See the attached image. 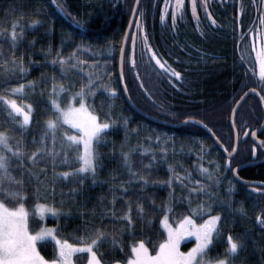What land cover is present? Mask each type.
Returning <instances> with one entry per match:
<instances>
[{
	"label": "trees",
	"instance_id": "trees-1",
	"mask_svg": "<svg viewBox=\"0 0 264 264\" xmlns=\"http://www.w3.org/2000/svg\"><path fill=\"white\" fill-rule=\"evenodd\" d=\"M148 1L150 3H147ZM115 2L116 0H57V3L64 5L71 17L80 21L83 26L80 28L68 15L60 12L52 0H0V75H3L5 71L3 61L14 54L16 57L23 56L25 66L28 68L26 79L36 81L35 90L34 92L28 91L27 100L28 102L39 101L34 107H36L35 119L40 123L30 125L25 136L27 141H31L33 136L39 139L43 129V121L46 119L43 109L47 107L46 102L53 86L52 77H55L56 83H63L70 88V91L75 92L82 84L88 83L89 74H105L102 82L115 88L118 93V98L114 101L113 118L116 114H122L129 121L126 128L121 123L114 129L106 130L108 142L98 148L101 166L97 168L96 183H92V178L89 176L83 185H78L75 178L63 179L54 175L51 163L48 161L35 167L25 161V166L36 172L45 166L48 168L46 176L40 174L38 179L33 177L30 181L28 188L30 196L25 204L29 213V230L36 231L43 222L54 227L60 224L62 228L58 238L68 239L70 243H76L75 236L85 235L83 231L85 227L103 226L109 233H118L119 229L124 226L120 221L110 215L101 217L106 209L112 207L110 201L115 195L117 215L127 209L126 200L133 201V219L136 221L135 235H124L123 252L117 249L112 253L109 246L105 245L103 249L107 253L105 259H122L125 253L130 252L133 241L140 239H144L150 252L154 253L153 249L158 248L159 243L165 239V232L160 222L163 217L160 206L163 202L171 200L175 207V212L169 218L173 223L188 214L187 202L180 203V201L188 196V188L192 186V183L185 180L187 187H181L178 181H173L172 187L169 188L164 183L172 176L168 170L169 165H172L179 175L189 172L192 180H200L204 184L211 183L206 175L201 174L196 167L201 163L199 157L202 155L201 145H203L206 153L202 161L203 166L209 168L210 171L215 169L217 164L221 166L217 170L220 183L218 186H212L209 191L217 193L222 200L231 201L230 208H217V211L224 216L222 225L224 239L226 240L229 233L233 236L247 233V248L239 252L235 264H264V251H262L264 249V227L255 219L258 214H264V195L250 193L244 185L232 177L230 170H225L223 165L227 159L204 129L194 124H186L178 128L163 126L145 119L126 103L118 79V57L133 0H121L114 6ZM153 3L155 0H141L140 8L147 12L153 9ZM242 5L243 13H236V10L241 11ZM233 11L234 14L228 22L235 29L230 35L232 40L217 43L216 46L214 44L207 46L208 52L213 55L212 62H208L207 66L199 64L195 67V73H198L195 78L190 72V68H194L191 64L193 60H187L185 66L188 71L185 73L183 70L182 59L184 62L187 55L182 52V30L176 27L175 32L171 29L169 34L167 29L163 31V28L159 26L158 31L162 39L154 37V42L153 37L151 38L150 32L154 31L150 20L154 18L156 21L159 14H144L143 17L149 22L148 26L144 25V33L148 36L149 44L152 43L153 50L157 52L162 61H167L171 68L181 73L182 80L177 81L171 78L155 64V61L149 60L145 45L140 40H137L132 47L130 38L128 39L123 62L125 84L136 106L148 114L169 122H176L186 117L203 120L229 149L233 144V132L229 123L232 105L246 88H258L256 83H259V88L262 86L257 78V70H255V75L249 71L245 76V69L251 70L255 67L241 60L243 56L241 49L252 32L249 31L247 35V31L252 28L259 11L254 6L253 0H240L239 5L234 2ZM37 20L41 23H33ZM13 22L18 23L16 28L18 40L15 48L12 46L10 36L6 34L11 32ZM154 24L153 29L157 30L158 27L156 23ZM82 41L84 47L69 65L70 67L71 64H76V67H70V70L62 73L61 66L58 63L55 65L52 63L56 58V53L59 51L63 57L68 58ZM88 45H91V51L88 50ZM216 53H223L226 58L217 60ZM199 56L202 59L206 57L200 54ZM129 57H134L135 67H132ZM77 61L84 63L77 64ZM94 63L99 66L91 67ZM229 65L232 66V71L227 69ZM204 70L206 72H202ZM137 74H139V79H137ZM16 82V80L12 81L13 84ZM141 82L144 88L140 87ZM187 82L188 91L184 89V84ZM108 99V93L100 88L96 95L88 100V103L94 104L98 113L102 103L105 110H108ZM159 105H163V109ZM260 105L254 95H249L242 102L234 119L239 136L244 130V121L250 120L251 126L257 123L254 121L258 119V115H261ZM3 120L4 115L0 113V122ZM64 128L69 131V134L74 132L67 125H64ZM15 135L19 136V133ZM157 136L161 138L160 141H157ZM247 142L239 139L238 150L231 160V167L249 158L250 148ZM56 147H59V143ZM34 148L35 145L29 143L27 150L31 151ZM133 148L135 151L131 154V168L149 180L147 186L143 184V181L130 177L129 169L124 164L122 152H128ZM162 149H167L166 153ZM209 161L215 163L210 165ZM57 165H60L59 160H57ZM148 165L151 167H146ZM71 166L78 167L79 165L73 161ZM68 170V166H58L55 173ZM258 172L256 168L248 166L240 169L238 175L243 178L255 177L259 176ZM13 174L19 175V173ZM129 180L132 181L130 184ZM121 183L129 189L126 196L119 187ZM230 184L234 185V191L228 195L227 190ZM37 186L40 191L33 193L32 189ZM72 189H78V191L73 192ZM137 199L145 209L143 218L137 217L135 212ZM207 199L204 193L193 194L192 207H195L198 201ZM152 201L155 202V206ZM37 205L62 209V212H69L70 216L52 215L42 219L36 214ZM241 205L246 215L231 211ZM93 210L95 215H92ZM194 219H197L198 223L202 222L197 217ZM148 220L152 221L151 225L147 223ZM54 245L55 243L51 240L41 241L38 243V249L46 259H51L54 255ZM186 247L185 243L183 248ZM226 247L227 244L221 241L213 249L211 255L222 253ZM78 255L85 257L80 264L86 263L87 254Z\"/></svg>",
	"mask_w": 264,
	"mask_h": 264
},
{
	"label": "snow or ice",
	"instance_id": "snow-or-ice-1",
	"mask_svg": "<svg viewBox=\"0 0 264 264\" xmlns=\"http://www.w3.org/2000/svg\"><path fill=\"white\" fill-rule=\"evenodd\" d=\"M52 3L56 4L60 12L68 15L77 27H83L80 21L66 12L63 4L57 3V0H52ZM135 4L136 7H133L131 11L134 17L137 16V13L139 17L131 21L130 26L134 23L137 33H126L124 37L125 41L130 38L133 46L136 43L137 35L144 32L141 24L144 11L139 7L140 0H135ZM253 4L260 12L258 20L262 29L259 33L261 48L257 53L259 60L258 77L262 87L259 92L256 87L249 89V92L260 95V101L264 103V95L260 94L264 92V8H261V5H264V0H260L259 4H257V0H253ZM184 6L185 0H175V5L171 12L173 27H175L178 14L183 13ZM197 6L198 0H191L192 15L194 18L199 19ZM200 7L205 10L210 23L216 25L217 21L213 18L211 12L208 11L210 7L208 0H200ZM167 8L168 0H165V9L161 11L160 16L161 21L166 19ZM242 12L243 5L241 6ZM33 23L39 24L41 21L37 20L33 21ZM17 27L18 23L13 22L11 32L6 33L10 36L13 48H15L18 40ZM256 28V21H253L250 31L255 32ZM142 40L145 45V51L149 54V60L155 61V64L171 78L177 81L182 80L181 73L171 68L167 61H162L157 52L153 50L152 45L148 42L146 33L142 36ZM82 47H84L83 41L76 46V49L73 50V53L68 58L63 57L58 51L52 63L54 65L58 63L61 66L62 73L70 70V67L75 68L76 64H71L69 67L70 61L75 58ZM87 48L91 51V45H88ZM49 54L51 53L49 52ZM124 57L125 49L121 48L122 64ZM129 60L132 67H135L134 57H129ZM241 60H244L243 56ZM82 63L84 62L77 61V64ZM3 66L5 69L4 74L0 75V113L4 115L3 122H0V264H80V261L85 257L78 254H87V264H235L239 252L247 248V233L238 236H233L229 233L226 240L224 239L222 230L224 216L220 211H217V208H230L231 201L222 200L217 193L209 191L212 186H218L220 183L217 170L221 166L217 164L215 169L211 171L203 166L202 161L204 154H206L203 145H201L202 155L199 157L201 163L196 167L201 174L206 175L211 182L210 184H204L200 180H192L189 172H186L185 175H179L175 172L174 167L169 165L168 170L172 173V176L168 181L164 182L169 188L172 187L173 181H178L181 187H187L184 183L185 180H189L192 183V186L188 188V196L180 201V203L187 202L188 214L183 215V218L178 221L177 227H173L169 223V218L175 212V207L171 200L163 202L160 206V210L163 211V217L160 222L167 231V238L159 243L158 248L153 249L154 255L151 254L146 241L140 239L133 241L130 252L125 253L122 259H105L107 255L103 250L105 245L109 246V250L112 253L117 249L123 252L125 246L124 235H135L136 221L133 219V201L130 199L126 200L127 209L117 215L115 210L117 197L115 195L110 201L112 207L106 209L105 213L101 214V217L110 215L120 221L124 226L119 229L118 233H109L103 226L85 227L83 229L85 235L75 236L76 243H70L68 239L58 238L62 225L57 224L54 228H41L39 232L33 234L29 230V213L25 207L26 200L30 196L28 188L31 179L33 177L38 179L40 174L46 176L48 168L45 166L36 172L32 168L26 167L25 161L30 162L33 167L48 161L51 163L54 175L63 179L75 178V182L78 185H83L89 176L92 178V183H96L97 168L101 166L98 148L108 142L106 130L114 129L121 123L126 128L129 121L122 114H116L115 118H113L114 101L118 98V93L115 88L102 82L105 74H89L88 83L82 84L80 89L75 92L70 91V88L63 83H56L55 77H52L53 86L48 95L47 107L43 109L46 116L43 121V129L39 139L33 136L31 141H27L25 136L30 129V125L40 123L35 119L36 107H34V105H38L39 101L28 102L27 100L28 91L34 92L36 81L26 79L28 68L25 66L23 56L16 57L13 54L9 59L3 61ZM98 66L97 63L91 65L93 68ZM249 71H252L255 75V69L253 68L251 70L245 69V76L248 75ZM121 79H123V72H121ZM137 79H139V74H137ZM13 80L17 82L13 84ZM140 87L144 88L142 82ZM100 88L108 93V110H105L102 103L97 113L95 105H90L88 100L94 97ZM123 91L127 92V87ZM249 92H244L240 97V101H243L249 95ZM41 96H43V92H41ZM240 101H237V104ZM159 107L163 109L164 106L159 105ZM232 111L235 114L237 110L234 108ZM185 123H199L208 129L213 136H216V133L203 120L197 121L194 118H190ZM66 124L75 130V134H69V131L64 128ZM233 126H235L234 121ZM17 132L19 136L15 135ZM252 135H255V133L253 132ZM156 139L157 141L161 140L159 136ZM216 142H219L218 137ZM29 143L35 145V148L31 151L27 150ZM58 143L59 147L57 148L56 145ZM261 144H264V141H261ZM134 151L135 149L133 148L128 152H122L124 164L129 169L130 177L143 181V184L147 186L149 180L131 168V154ZM162 151L166 153L167 149H162ZM223 151L228 157L223 167L226 171L230 170L234 176L238 177L237 169L231 167V160L237 148L231 147V151H229L228 147H224ZM255 151L256 149L253 148V155ZM57 160L60 161V165H57ZM73 161L79 166L72 167L71 163ZM214 163V161H209L210 165ZM58 166H68L69 170L55 173V169ZM146 167H151V165ZM13 173H19V175H14ZM131 182V180L128 181L129 184ZM262 185H264V182H262ZM119 187L126 196L129 189L124 187L123 183ZM39 191L40 188L38 186L32 189L33 193H38ZM72 191L76 192L78 189H72ZM233 191L234 185L230 184L227 190L228 195H231ZM252 191L264 195V186L254 188ZM200 193L207 195L208 199L198 201L196 206L192 207L193 194L199 195ZM152 204L155 206L154 201H152ZM37 207L43 208L45 206L37 205ZM47 211L56 217L62 214L70 216L69 212H62V209L47 208ZM231 211L246 215L242 205L237 209H231ZM135 212L139 218H143L145 215L144 206L139 202V199L135 202ZM92 215H95L94 210ZM194 217L203 222L198 223ZM204 217L207 218L205 219ZM255 219L264 227V214H258ZM147 223L151 225L152 221L148 220ZM186 236L195 237L196 243L190 251L184 253L180 251L179 245L180 241ZM49 238L55 241L54 255L53 258L46 259L45 256L41 255L38 243ZM221 241H224L227 247L222 253L218 252L215 256H212L211 252Z\"/></svg>",
	"mask_w": 264,
	"mask_h": 264
},
{
	"label": "flooded vegetation",
	"instance_id": "flooded-vegetation-1",
	"mask_svg": "<svg viewBox=\"0 0 264 264\" xmlns=\"http://www.w3.org/2000/svg\"><path fill=\"white\" fill-rule=\"evenodd\" d=\"M134 1L135 0H133V4H134ZM120 2H121V0H116L114 6H116L117 3H120ZM234 2L237 3V5L240 4V0H208V3L210 5L208 11L211 12L213 18L217 21L216 25H212L210 23V21L207 19V16L205 14V10L202 7H200V0H198V6H197V16L199 17V19L194 18L192 15L191 0H185L184 11L182 14H178L175 27H173V22H172V18H171V12L174 8L175 0H168L167 16H166V19L164 21H161L160 16H161V11L165 9V0H155V3H153V9L149 10L147 12L144 11V14H159V17L156 19V21L154 20V18H152L150 20L152 23V30L154 31V32L151 31L150 33H151V38L153 37L154 42H155L154 37H157L158 39H162L161 34L158 31L159 26L163 28V31L167 29L169 34L171 33V29H172V31L175 32L176 27H178L180 30H182V35H181V39H182L181 44H183L182 52L185 55H187L186 58L184 59V62L182 59V63L184 65L183 70L186 73L188 71L187 67L185 66L187 60H189V59L193 60V63H191V64L194 65V68L191 67L190 72L192 74H194L193 77L195 78V76L198 75V73H195L196 72L195 67H197L199 64L207 66L208 62H210V61L212 62L211 58L213 57V55H212V53L210 54V52H208L207 48L212 44H214L216 46L217 43H223V42H228V41L232 40V36H230V35L233 33V28H232V26L229 25L228 22H230L229 19H231L232 15L234 14V11H233L234 10ZM259 2H260V0H258V4H259ZM147 3H150V2L148 1ZM140 4H141V0H140ZM132 7H133V5H132ZM139 7H140V5H139ZM261 8H264V5H261ZM131 12L132 11H130L129 14H131ZM116 13H118V12L116 11ZM121 13H123V12L121 11ZM236 13L242 14L243 12L241 13V11L238 12L236 10ZM258 13L260 14V12H258ZM138 17H139V15L137 13V16L135 17V19H137ZM154 23H156V26L158 27L157 30L153 29L155 27ZM141 24H142V27L144 29V25L148 26L149 22H147V20H145V18L142 17L141 18ZM130 33H137V28H136L134 23H132ZM143 35H144V32L138 34L136 41L140 40L142 42L143 41L142 40ZM151 38H150V42H152ZM190 38H192V39L190 40ZM130 43L132 44V47H133V43H132L131 39H130ZM181 44L178 43V45H181ZM187 47H188V49H187ZM191 50H193L194 52H192ZM199 54L205 55L206 57H208L210 59H207L206 57H205V59H207V60L202 59V58H200ZM191 56H194L195 58H192ZM215 57L218 60V59L226 58V55H224L223 53H219V54L216 53ZM227 69L232 71V66L229 65L227 67ZM202 72H206V70H204ZM258 73L259 72L257 71V78L259 80ZM193 77L190 76V78H193ZM256 85L258 86V88L257 87L256 88L260 91V88L262 86L259 88V83H256ZM188 86H189L188 82H187V84H184V89H186V91H188L187 90ZM261 95H264V92H261ZM258 102H259V100H258ZM251 113L253 114V109L251 110ZM263 115H264V112H263V109L261 106V115H258V119L256 118L254 121V122H257L256 124H253V126H251L252 124H250L251 123L250 120L243 122V125H244L243 131H245L246 129L249 130V134L245 138L244 141H248L247 144L249 145V148H250V156L248 159L236 163L235 165L232 166V168L243 163V162L252 161V160L257 161V160L264 158V144H261V141H264V128L260 132L257 133V140L259 141L258 143H255L250 138V132L260 126V124L263 120ZM241 127H242V124H241ZM253 147H255V149H256L255 156H253V152H252ZM248 166L256 168L259 171L258 172L259 176L243 178V177H240L238 175L242 179L249 180V181L253 182V183H248V184L241 183V182H239V183L244 185L245 188H247V190L250 193L262 195L259 192L252 191L250 188L254 189L257 187L264 186V185H262V182H264V159L262 161H259L257 163H254V164H251ZM248 166H245V167H248ZM242 168H244V167H242ZM242 168H240V169H242ZM239 170L237 172H239Z\"/></svg>",
	"mask_w": 264,
	"mask_h": 264
},
{
	"label": "water",
	"instance_id": "water-1",
	"mask_svg": "<svg viewBox=\"0 0 264 264\" xmlns=\"http://www.w3.org/2000/svg\"><path fill=\"white\" fill-rule=\"evenodd\" d=\"M133 7H136L135 1H134V4H133ZM133 7H132V8H133ZM134 19H135V17L133 16V14H132V12H131V14H130V18H129V21H128V25H127V27H126V30H125V33H124V36H123V39H122V43H121V47H120V51H119V57H118V79H119V83H120V87H121V91H122L123 97H124L126 103L128 104V106H129L132 110H134L137 114L141 115L142 117H144V118L147 119V120H150V121H152V122H155V123H158V124H161V125H163V126L170 127V128H178V127H180V126H182V125H185V124H187V123H185V121H186V120H189L190 118H186V119H183V120L178 121V122H169V121H165V120H163V119L157 118V117H155V116H153V115H151V114L146 113L145 111H143L142 109H140L138 106H136V104H135L131 99H129L130 96H129V94H128V91H127V92H124V91H123V89L126 87V84H125V80H124V75H123V79H121V72H123V64H122V62H121V48H124V49L126 48V43H127V41L124 40V37H125V34H126V33H130V29H131V26H132V24H131V26H130V22H131V21H134ZM249 89H251V88H248V89L245 90L244 92H249ZM244 92L238 97V99H237V100L235 101V103L233 104V106H232V108H231V111H230V116H229V122H230V126H231V128H232L233 136H234V143H233V146H232V147H236V148H238V138H239V137H238V132H237V130H236V127L233 126V121H234V117H235L236 112H235V114H233V111H232V110H233L234 108L237 110L238 107L240 106V104L244 101V100H243V101H240V97L244 94ZM258 92H259V91H258ZM249 94H255V95L257 96V98L259 99V101H260V95H257L256 93H251V92H249ZM237 101H240V103L237 104ZM260 103H261V106H262V108H263V112H264V103H262L261 101H260ZM194 119L197 120V121H200V120H198V119H196V118H194ZM193 124H196V125H198L199 127L205 129V130L208 132V134L211 136V138L214 140V142L220 147L222 153L227 157V154L224 153V151H223L224 146L222 145V143H221L220 141H219L218 143L216 142V141H217L216 136H213L212 133H210V132L208 131V129L204 128L201 124H199V123H193ZM263 128H264V115H263V120H262L260 126L257 127L256 129H254V130H252V131L250 132V138H251V140H253L255 143H258V142H259V141L257 140V133L260 132ZM253 132L255 133V135H252ZM245 133H247V135H245ZM248 134H249V130L246 129L245 132L243 133V135L241 136V139L244 140V139L248 136ZM221 145H222V146H221ZM253 148H255V147H253ZM235 154H236V153L233 154V157L235 156ZM253 156H255V154H254ZM227 158H228V157H227ZM263 159H264V158H263ZM263 159H260V160H257V161H253V160H252V161L243 162V163H241V164L235 166L234 168H236L237 171H238V170H239L240 168H242V167H245V166H248V165H251V164L257 163V162H259V161H262ZM231 173H232V172H231ZM232 176H233L237 181H239V182H241V183H245V184L253 183L252 181L242 179V178H240L239 176H238V177H237V176H234L233 173H232ZM250 189L252 190V188H250Z\"/></svg>",
	"mask_w": 264,
	"mask_h": 264
},
{
	"label": "rangeland",
	"instance_id": "rangeland-1",
	"mask_svg": "<svg viewBox=\"0 0 264 264\" xmlns=\"http://www.w3.org/2000/svg\"><path fill=\"white\" fill-rule=\"evenodd\" d=\"M259 15H260V14H259ZM259 15H257V19H256V24H257L256 31H255V32H250L249 35H248V32L250 31V29L247 31V35H248L249 37H251L252 40H253L254 37H255V44H254L253 48H251L250 43H249L248 40H247V42L243 45V47H242V49H241V50L243 51V56H244V60H245V62H246V63H250L249 65L254 66V67H255V70H257L258 72H259V60H258V57H257V53H258V51H259L260 48H261V43H260V39H259V33H260V31L262 30L261 27L259 26V20H258ZM246 38H247V37H246ZM247 65H248V64H247ZM77 106H78V105H77ZM66 125H67V124H66ZM67 126L70 127V125H67ZM70 128H71V127H70ZM73 131H74V132L71 133V134H75V130H74V129H73ZM42 206H44V205H42ZM47 208H50V207L45 206V207H43V208H38V207L36 206L35 211H36L37 216H38L39 218H42V219H44L46 216H52V213L49 212V211H47ZM202 222H203V221H202ZM202 222H201V223H202ZM169 223L172 224L173 227H177V226H178V222H177V223H173V222L169 221ZM161 226H162V228H163V230H164V232H165V239H166V238H167V231H166V229L163 227L162 224H161ZM41 228H54V226H52V225H46V224L43 222L42 225H41L36 231H33L32 233L35 234L36 232H39ZM48 240H51V239L49 238ZM51 241H53V240H51ZM53 242L55 243V241H53ZM185 243L187 244V247H186V248H183V245H184ZM195 243H196V241H195V237H189V236H186L183 240L180 241V245H179V247H180V251H181V252H184V253H187L188 251H190V249H191L192 247L195 246ZM151 254L154 255L155 252H154V253H151ZM84 264H87V261H86V263H84Z\"/></svg>",
	"mask_w": 264,
	"mask_h": 264
},
{
	"label": "bare ground",
	"instance_id": "bare-ground-1",
	"mask_svg": "<svg viewBox=\"0 0 264 264\" xmlns=\"http://www.w3.org/2000/svg\"><path fill=\"white\" fill-rule=\"evenodd\" d=\"M205 123V122H204Z\"/></svg>",
	"mask_w": 264,
	"mask_h": 264
}]
</instances>
